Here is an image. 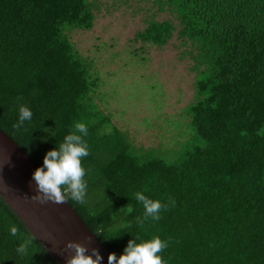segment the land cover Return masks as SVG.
Listing matches in <instances>:
<instances>
[{
	"label": "trees",
	"instance_id": "1",
	"mask_svg": "<svg viewBox=\"0 0 264 264\" xmlns=\"http://www.w3.org/2000/svg\"><path fill=\"white\" fill-rule=\"evenodd\" d=\"M156 4L175 21L152 19L134 40L160 49L176 38L196 72L174 139L135 146L97 104L102 74L70 39L93 29L95 0H0V129L40 167L88 125L87 195L67 202L109 254L159 236L166 264H264V0ZM21 106L33 116L17 128ZM138 192L164 205L159 221L144 219ZM0 264H56L1 198Z\"/></svg>",
	"mask_w": 264,
	"mask_h": 264
},
{
	"label": "rangeland",
	"instance_id": "2",
	"mask_svg": "<svg viewBox=\"0 0 264 264\" xmlns=\"http://www.w3.org/2000/svg\"><path fill=\"white\" fill-rule=\"evenodd\" d=\"M95 1L93 29L73 32L70 39L92 72L102 74L97 104L110 109L113 122L129 130L135 146L158 149L176 137L171 124L194 99V61L176 38L160 49L134 40L152 19L175 21L168 9L160 11L157 0ZM141 48L143 54H132Z\"/></svg>",
	"mask_w": 264,
	"mask_h": 264
},
{
	"label": "clouds",
	"instance_id": "3",
	"mask_svg": "<svg viewBox=\"0 0 264 264\" xmlns=\"http://www.w3.org/2000/svg\"><path fill=\"white\" fill-rule=\"evenodd\" d=\"M33 112L29 107L19 108L18 122L14 127L20 128L26 121H31ZM88 125L77 122L70 134L66 135L58 147L48 151L43 159L42 166L33 173L36 194L31 199L44 204H56L73 200L83 204L87 195L88 183L85 180L86 170L83 167V158L89 155V144L85 137L88 136ZM136 199L143 204L145 209L144 219L159 221L161 209L164 205L159 200H152L143 193H137ZM15 234V229H12ZM136 237L129 240L122 255L115 253L108 255V264H166L161 253L167 248V241L155 236L148 240L137 242ZM67 248L74 250V255L67 260V264H102L103 257L98 249H89L77 244L68 243ZM18 252L26 253V246L21 245Z\"/></svg>",
	"mask_w": 264,
	"mask_h": 264
},
{
	"label": "water",
	"instance_id": "4",
	"mask_svg": "<svg viewBox=\"0 0 264 264\" xmlns=\"http://www.w3.org/2000/svg\"><path fill=\"white\" fill-rule=\"evenodd\" d=\"M39 166L0 129V198L18 217L29 233L46 250L56 264H67L74 250L68 243L87 249H98L108 264L107 250L86 227L66 201L41 204L31 197L36 194L33 173Z\"/></svg>",
	"mask_w": 264,
	"mask_h": 264
}]
</instances>
